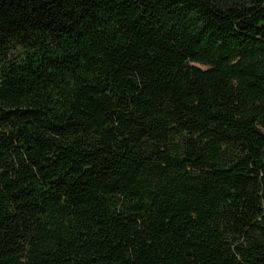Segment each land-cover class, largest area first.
Instances as JSON below:
<instances>
[{"label": "trees", "instance_id": "obj_1", "mask_svg": "<svg viewBox=\"0 0 264 264\" xmlns=\"http://www.w3.org/2000/svg\"><path fill=\"white\" fill-rule=\"evenodd\" d=\"M0 264H264V0H0Z\"/></svg>", "mask_w": 264, "mask_h": 264}]
</instances>
